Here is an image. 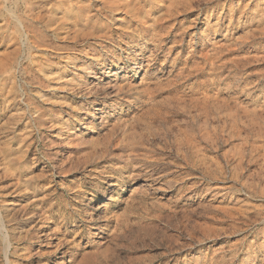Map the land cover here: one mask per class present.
I'll list each match as a JSON object with an SVG mask.
<instances>
[{"label":"rangeland","instance_id":"374dc122","mask_svg":"<svg viewBox=\"0 0 264 264\" xmlns=\"http://www.w3.org/2000/svg\"><path fill=\"white\" fill-rule=\"evenodd\" d=\"M2 204L0 264H264V0H0Z\"/></svg>","mask_w":264,"mask_h":264},{"label":"bare ground","instance_id":"6f19581e","mask_svg":"<svg viewBox=\"0 0 264 264\" xmlns=\"http://www.w3.org/2000/svg\"><path fill=\"white\" fill-rule=\"evenodd\" d=\"M71 10V9H70ZM107 70L109 69V68H106ZM106 72V70H102L101 71V73H105ZM14 183H15V181H14ZM12 192V191H11ZM174 199L176 198V197H173ZM3 206H2V210L0 211V228L3 230V229H5V226H6V219H7V215H6V209H7V207H6V205H4V204H2ZM3 211V212H2ZM8 227V226H7ZM5 231V230H4ZM7 233H8V231H7ZM6 236L8 237V240H9V237H10V235L9 234H6ZM20 240V239H19ZM16 241V240H15ZM10 242V241H9ZM7 243L8 244V246H7V249L10 247V243ZM14 242V241H13ZM16 243V242H15ZM13 244V243H12ZM6 249V250H7ZM8 251V250H7ZM6 251V252H7ZM6 254V253H5ZM73 255V254H72ZM70 261L72 262V260H70L69 259V261H67L68 263H70ZM71 264V263H70Z\"/></svg>","mask_w":264,"mask_h":264}]
</instances>
